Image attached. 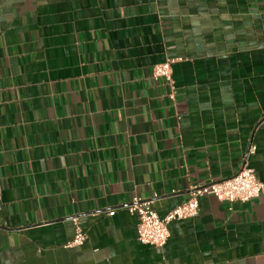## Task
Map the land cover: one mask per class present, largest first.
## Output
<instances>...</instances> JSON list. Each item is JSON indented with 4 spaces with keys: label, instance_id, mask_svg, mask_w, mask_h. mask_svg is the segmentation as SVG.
I'll use <instances>...</instances> for the list:
<instances>
[{
    "label": "crops",
    "instance_id": "obj_1",
    "mask_svg": "<svg viewBox=\"0 0 264 264\" xmlns=\"http://www.w3.org/2000/svg\"><path fill=\"white\" fill-rule=\"evenodd\" d=\"M244 165L264 183V0H0V264H264V190L162 248L128 210Z\"/></svg>",
    "mask_w": 264,
    "mask_h": 264
},
{
    "label": "built area",
    "instance_id": "obj_2",
    "mask_svg": "<svg viewBox=\"0 0 264 264\" xmlns=\"http://www.w3.org/2000/svg\"><path fill=\"white\" fill-rule=\"evenodd\" d=\"M174 60H167L153 67V78L163 80L169 88V97L173 100L176 94V84L173 78ZM255 146L249 152L255 151ZM264 190V183L257 178L255 170L244 165L233 176L220 180L211 181L207 184L193 186L189 189V197L186 201L171 210L165 217H160L153 208L151 202L135 198L134 203L128 207L132 214L138 218V239L140 242L155 247H164L170 237L169 224L173 220H184L195 217L200 211V198L205 195H214L220 201L233 203L236 201L247 202L258 198ZM113 214V212H110ZM75 221V235L67 246H75L84 243L86 233Z\"/></svg>",
    "mask_w": 264,
    "mask_h": 264
}]
</instances>
